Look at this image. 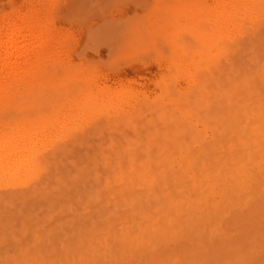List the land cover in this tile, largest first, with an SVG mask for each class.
Wrapping results in <instances>:
<instances>
[{"label": "bare ground", "instance_id": "bare-ground-1", "mask_svg": "<svg viewBox=\"0 0 264 264\" xmlns=\"http://www.w3.org/2000/svg\"><path fill=\"white\" fill-rule=\"evenodd\" d=\"M170 1L163 30L199 58L174 62L188 88L151 101L107 85L64 37L86 1L1 12L4 263L264 264V0ZM208 88L219 104L202 129L183 115L140 119L145 103L173 107Z\"/></svg>", "mask_w": 264, "mask_h": 264}, {"label": "rangeland", "instance_id": "rangeland-1", "mask_svg": "<svg viewBox=\"0 0 264 264\" xmlns=\"http://www.w3.org/2000/svg\"><path fill=\"white\" fill-rule=\"evenodd\" d=\"M17 1L0 0V14L2 11L10 9ZM84 1H86V6L74 10L72 13L76 28L71 32L66 30L64 37L68 38V42L73 45L79 55H83L82 57L89 66L95 67L107 75V85L121 84L128 85L133 89L144 90L150 101L159 96L164 87L170 89L189 87L187 78L175 72L174 62L180 61L186 64L192 57L197 60L199 53L198 49L193 47L191 41L186 37H169L170 29L163 30L168 23L164 14V6L170 0ZM198 76L199 74H196L195 77ZM206 91L191 94L189 99L180 100L173 107L167 103L166 99L159 103H145L140 107V119L159 120L166 117L165 121L176 122L180 120L179 116L183 115L185 119L198 122L202 129L204 122L210 120L211 109L219 104L210 94V88ZM242 91L243 88L238 86L233 88L230 94L233 97H238ZM130 125L127 126L128 129L124 128L126 126L120 127L123 129L121 131L124 136L123 133L120 135L127 136V140L133 138L132 135L136 134V131L138 133L139 130L137 129L139 124L134 129L135 123ZM140 126L139 128L144 130L145 126L143 125L144 128ZM132 129L137 130L133 133ZM145 130L139 131L146 134ZM107 131L112 132L111 130ZM113 131L116 132L108 133V135L110 134L112 138L114 135L115 138H121L119 134V136L116 134L120 132L119 128L118 130L113 129ZM128 136L130 137L128 138ZM59 220H66V218ZM54 225L51 224L52 228L54 227L56 230H52L51 233H55V231L57 233V227L59 228V224L56 228ZM0 260V264L8 262L5 259L4 263L3 258ZM11 262L13 261L8 263ZM13 264L15 263L13 262Z\"/></svg>", "mask_w": 264, "mask_h": 264}]
</instances>
